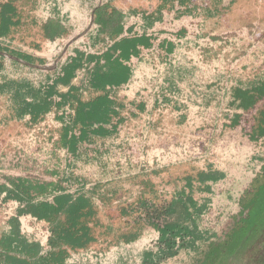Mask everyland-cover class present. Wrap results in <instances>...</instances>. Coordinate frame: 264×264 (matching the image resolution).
<instances>
[{"label":"trees","instance_id":"trees-1","mask_svg":"<svg viewBox=\"0 0 264 264\" xmlns=\"http://www.w3.org/2000/svg\"><path fill=\"white\" fill-rule=\"evenodd\" d=\"M87 1L61 11L57 0H0V51L30 64L45 63L50 45H60L57 56L86 27L92 10ZM246 1L155 0L149 9L102 0L93 8L92 25L67 46L58 69L38 70L0 55V125L18 121L28 130L43 125L46 137L55 135L41 153L18 144L0 152V194L18 201L19 213L46 221L52 231L48 248L40 251L11 219L0 264H167L182 253L190 256V264H264V160L239 193L232 224L217 236L201 221L217 185L228 177L226 168L213 160L201 165L179 160L188 164L176 174L174 162L139 170L119 154L118 132L136 118L133 102L119 91L132 82L139 54L163 52L158 58L162 81L135 95L149 110L151 102L164 103L181 82L196 76L199 65L190 60V50L206 43ZM132 23L138 31L123 38ZM105 38L114 40L109 54L99 48ZM261 56V67L251 77H231L232 112L223 106L224 118L237 122L240 112L264 97ZM92 62L101 69L90 72L84 86H72L77 70ZM255 123L253 137L264 138V104ZM62 180L84 188L68 193ZM257 243L260 248L253 251Z\"/></svg>","mask_w":264,"mask_h":264},{"label":"rangeland","instance_id":"rangeland-1","mask_svg":"<svg viewBox=\"0 0 264 264\" xmlns=\"http://www.w3.org/2000/svg\"><path fill=\"white\" fill-rule=\"evenodd\" d=\"M76 35L68 39L57 56L51 53L56 52L59 44L55 45L52 52L47 51L44 64L47 69L59 68L65 58L63 53L69 41ZM208 38L206 43L190 50L191 61L202 66H220L229 73L251 77L261 67V55L264 54V0L246 1L230 14L226 24L211 32ZM60 42L62 44L65 41L63 39ZM86 72V69L80 71L77 82L84 80ZM263 104L264 97L252 108L240 112L237 122L223 116L217 117L213 110H207L204 119H192L185 124H178L171 117L163 118L164 121L159 122L149 118L139 119L127 124L120 149L125 154L126 163L137 165L139 170L174 162V165L178 164L172 169L176 174L189 162L201 165L207 160L216 161L226 168L228 177L217 185L218 192L211 209L201 221L203 228L221 236L238 212L239 193L247 186L251 174L259 169L264 160V138H254L252 133L256 131L255 118ZM41 126L30 130L24 125L21 128L1 129V152H10L17 142L22 143L30 152L46 151L55 135L46 137V127ZM22 128L25 132L24 142L21 138L12 139L11 136L21 133ZM179 160H188V163L181 166ZM254 248L253 251L259 249L260 244L257 243ZM190 263V256L182 253L167 264Z\"/></svg>","mask_w":264,"mask_h":264},{"label":"crops","instance_id":"crops-1","mask_svg":"<svg viewBox=\"0 0 264 264\" xmlns=\"http://www.w3.org/2000/svg\"><path fill=\"white\" fill-rule=\"evenodd\" d=\"M57 2L60 5L61 11H65L72 3H79L80 0H69L68 3L63 2L62 0H57ZM101 2L102 0H89L85 2V6L87 8H92V10L89 15L88 24L80 32L81 35L84 34L88 30V28L92 25L93 21L91 23L90 20H91V16L93 17V8H95ZM114 3L122 8H129L134 5H141L143 7H148L149 9H153L155 5V0H114ZM137 31H138L137 23H132L131 25H129L128 33L124 35L123 38L126 37L131 38L132 34H135ZM71 42H69L68 45ZM113 43L114 40H107V38H105L104 45L100 46L99 48L103 52H108L109 54L110 50L108 49ZM52 49H54V46L50 45L49 51L52 52ZM116 52L114 53V55L116 54ZM43 53L44 51L42 52V54ZM55 53L56 52L54 51L51 54L55 55ZM44 54L47 55L46 52ZM0 55L5 56L9 60H16L31 68H35L38 70H46V68L41 67L45 63L30 64L27 61H24L20 58H17L3 51H0ZM161 55L163 56V52L158 54V52L155 51H150V52L143 51L141 54H139L140 59L139 61H137L136 69L132 77V82L128 85L126 89L119 91L120 96L125 98L126 101L133 102L134 110L136 111V115H135L136 118L131 119L126 124H131L139 119H146V118L155 120V122H159V121H164L163 118H167V117L175 118L178 124H185L190 122L192 119L198 121L204 119L207 110H213L215 114H217L216 115L217 117L223 116L221 111L223 106H225L226 110L231 111L230 101L232 99L230 98L229 95H230V87L233 84L230 81V79L233 75L236 74L234 72L229 73V71L222 69L220 66L217 67L207 66V65L202 66L200 64H198L199 71L197 72L194 78L188 79L179 84V87H177L176 95L173 96L168 95L169 98H165L164 103L158 105L156 104V101L155 102L153 101L149 104L150 109L149 110L146 109L145 103L135 100V95L138 89L148 86L149 84H151L150 82H152L153 84L155 83V81H159V82L162 81V72H161L162 69L158 65V58H160ZM164 57H166V55ZM10 63L11 62L8 60L5 61V69H9ZM94 66L95 64L94 62H92L89 64V66L83 67L82 69H78L76 72V76L73 78L71 82V85L77 88L84 86L86 84L87 79L89 78V73L94 72V70L96 69ZM85 69L87 70V72L84 74L85 77L84 80L82 82H77L80 71H84ZM95 71H97V69ZM34 76L37 80L40 79V74L38 72L34 73ZM65 90L66 88H64V90L62 88V91ZM154 99L152 98V100ZM143 106L144 108L142 110L140 111L136 110V108H141ZM3 107H4V101L0 99V114L3 112ZM213 118L215 119L216 117ZM127 126L128 125H124L123 127H121V129L118 132V139L121 141L123 140L122 138L125 136V130L127 129ZM18 127L21 128L22 123L18 121H12L5 127L0 125V131L1 129L8 130L9 128H18ZM20 132L21 133L19 134L16 133L15 136H11V138L12 139L21 138L22 142H24L23 137L25 132L23 128L20 130ZM16 144L24 146L22 143L19 142H17ZM1 151L2 150L0 149V152ZM120 153L123 160H125V154L121 151V149H119V154ZM119 162L117 163L118 165H120ZM1 171L2 169L0 167V173ZM93 178L95 177H92V179ZM60 185L61 188L65 187L68 193H79L84 188V186L80 185L79 183L68 184V181L66 180H62ZM1 194L4 193L2 192ZM98 214L102 217L103 211H98ZM9 222L10 221H8L7 223H0V246L2 248H5L9 243V237H8V233L10 230Z\"/></svg>","mask_w":264,"mask_h":264},{"label":"built area","instance_id":"built-area-1","mask_svg":"<svg viewBox=\"0 0 264 264\" xmlns=\"http://www.w3.org/2000/svg\"><path fill=\"white\" fill-rule=\"evenodd\" d=\"M19 202L0 194V223H7L11 219L18 221L21 234L37 244L40 251L48 248L52 231L49 224L29 213L18 212Z\"/></svg>","mask_w":264,"mask_h":264},{"label":"water","instance_id":"water-1","mask_svg":"<svg viewBox=\"0 0 264 264\" xmlns=\"http://www.w3.org/2000/svg\"><path fill=\"white\" fill-rule=\"evenodd\" d=\"M92 21H93V17L91 16V20H90V22L92 23ZM80 36H81V33H80V34H77V35L74 36L69 42H71V41L77 39V38L80 37ZM16 59H17V58H16ZM25 63H26V62H25ZM26 64H27V63H26ZM41 67L47 69V66H45V65H43V66H41Z\"/></svg>","mask_w":264,"mask_h":264}]
</instances>
